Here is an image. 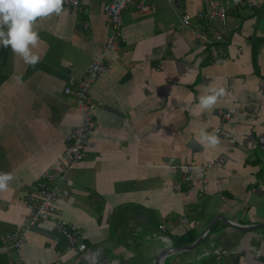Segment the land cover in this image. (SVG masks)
I'll use <instances>...</instances> for the list:
<instances>
[{"label": "crops", "instance_id": "crops-1", "mask_svg": "<svg viewBox=\"0 0 264 264\" xmlns=\"http://www.w3.org/2000/svg\"><path fill=\"white\" fill-rule=\"evenodd\" d=\"M107 1L81 0L38 20L34 67L0 47V173L14 177L0 192V235L24 219L26 194L68 152L65 136L78 111L62 86L102 52ZM255 1L258 7L229 5L224 25L208 28L194 15L202 0H144L145 12L122 11L119 49L106 52L107 70L89 90L99 104L84 157L58 182L67 192L55 200L58 216L77 230L82 249L69 246L50 215L0 254V264H153L164 248L161 264H264V147L257 143L264 144V0ZM196 28L208 38L214 29L222 34L224 61L212 63ZM209 87H225L226 95L201 111L198 98ZM232 106L222 120L220 111ZM201 130L219 144L208 146ZM208 160L200 193L187 191L198 188V173L189 184L170 167ZM191 235L189 243L180 239ZM198 236L192 248L178 249Z\"/></svg>", "mask_w": 264, "mask_h": 264}, {"label": "built area", "instance_id": "built-area-1", "mask_svg": "<svg viewBox=\"0 0 264 264\" xmlns=\"http://www.w3.org/2000/svg\"><path fill=\"white\" fill-rule=\"evenodd\" d=\"M81 0H65L64 6L68 5L76 8ZM144 0H108L104 5V11L108 18L110 33L102 44V52L94 57L85 67L81 76L73 78L69 76L66 83L62 86V92L74 97L75 105L78 111V123L66 134L67 154L59 161L58 167L45 169L41 173V180L36 183L35 193H27L24 198L26 208V216L15 227L14 230L0 235V254L8 253L11 249H17L25 239L27 228L35 225L39 221L46 220L50 215H54L53 226L68 241L69 246L73 249H82L78 238L75 235L77 230L69 225L67 226L58 216L59 211L55 206L57 196H65L66 190L58 186V182L66 181L65 173L72 168L77 162L84 157L85 146L89 141V135L94 128L93 114L99 103L95 102L90 95V87L96 76L107 70L106 63L110 62L106 58V52H113L119 49L118 38L122 25L121 13L129 5L133 6L138 12H145L147 8L143 4ZM174 2L175 0H169ZM244 3L248 6H259V2L255 0H202L201 7L196 10L195 17L202 20L204 27H212L213 25L223 26L226 20V13L229 5L236 6ZM180 22L184 26L191 24V16L187 13L180 14ZM194 39L199 42H205L208 45V53L214 64L221 63L227 58L225 43L222 34L213 30L212 38H208L203 28H196L193 32ZM105 59L106 63L103 61ZM236 111V107L232 106L228 110L220 111L219 117L224 120L230 114ZM213 160L199 165L195 164H176L171 165L173 169L181 171V180L191 183L194 179V172L198 173V188L189 185L188 192H201L202 184L205 179L202 177L203 170L210 167ZM172 187L179 190L180 185L174 182ZM180 222L185 223L182 217ZM163 228L162 226H160ZM24 264V263H23Z\"/></svg>", "mask_w": 264, "mask_h": 264}, {"label": "clouds", "instance_id": "clouds-1", "mask_svg": "<svg viewBox=\"0 0 264 264\" xmlns=\"http://www.w3.org/2000/svg\"><path fill=\"white\" fill-rule=\"evenodd\" d=\"M64 3L65 0H0V47L10 48L26 65L34 67L40 63L41 56L34 51L41 39L37 21L62 15ZM225 95V87H209L207 94L199 96L196 107L201 111L213 109ZM201 137L213 148L219 144L218 136L204 130H201ZM13 179L11 173H0V192L7 191Z\"/></svg>", "mask_w": 264, "mask_h": 264}, {"label": "water", "instance_id": "water-1", "mask_svg": "<svg viewBox=\"0 0 264 264\" xmlns=\"http://www.w3.org/2000/svg\"><path fill=\"white\" fill-rule=\"evenodd\" d=\"M261 138H257V143H258V145L259 146H261V147H264V144L262 143V141L260 140ZM199 239H200V236H198L191 244H189V245H185V246H182V247H180V248H178V249H183V250H187V249H190V248H192L198 241H199ZM173 248V247H172ZM175 249H177V248H175ZM168 250V248H164L163 250H161L158 254H157V256L153 259V261H152V263L153 264H161L160 263V259H161V257L163 256V254L166 252Z\"/></svg>", "mask_w": 264, "mask_h": 264}, {"label": "trees", "instance_id": "trees-1", "mask_svg": "<svg viewBox=\"0 0 264 264\" xmlns=\"http://www.w3.org/2000/svg\"><path fill=\"white\" fill-rule=\"evenodd\" d=\"M188 235H190V234H188ZM180 239H182V241L184 240V243H189V242H191L194 238H193V236L191 235V236H189V237H187V238H186V236H185V237H182V236H181Z\"/></svg>", "mask_w": 264, "mask_h": 264}]
</instances>
